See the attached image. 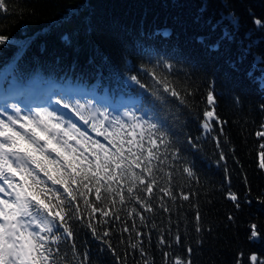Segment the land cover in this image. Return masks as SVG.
Returning a JSON list of instances; mask_svg holds the SVG:
<instances>
[{
	"label": "trees",
	"instance_id": "trees-1",
	"mask_svg": "<svg viewBox=\"0 0 264 264\" xmlns=\"http://www.w3.org/2000/svg\"><path fill=\"white\" fill-rule=\"evenodd\" d=\"M4 2L7 10H0V35L8 39L0 44L1 107L15 104L26 115L29 110L12 96L30 102L50 96L62 101V106L68 103L66 109L77 118L71 121L102 144L107 141L91 126L104 120L101 112L109 120L120 117L127 122L125 112L141 116V109L155 106L167 118L172 144L162 167L172 173L177 199L172 201L159 191L169 186L167 176L159 172L151 200L153 212H143L134 200L121 205L117 198L119 220L92 221L101 235L110 231L106 239L121 260L143 264L145 257L130 248L140 241L151 264H164L166 252L171 254L169 261L179 256L192 264H253L252 255L257 256L256 264L264 262V168L260 167L264 136H257L264 132V26L254 23L264 22V0ZM230 16L238 19L237 25ZM225 34L232 39H223ZM149 71L166 79L185 102L164 93ZM132 76L146 88L131 81ZM32 86L38 88L36 93ZM63 88L82 91L83 97L63 94ZM157 90L163 100L152 96ZM209 91L215 97L212 106L207 104ZM90 93L106 103L89 104L86 95ZM77 101L85 108H78ZM37 108L53 111L44 105ZM213 108L222 123L213 120L211 130L206 131L203 113ZM104 128L112 130L108 121ZM176 148L179 158L172 159ZM184 166L192 169L193 177L183 173ZM181 193L189 199L183 200ZM229 193H235L238 200L229 199ZM140 196L144 199L146 194ZM161 198L169 212L160 207ZM107 204L105 200L101 207ZM133 207L144 215L143 223L137 215L128 216ZM87 223V216L72 222L80 258L87 253V264H117ZM253 225L256 238L251 235ZM124 227L130 231L124 232ZM162 235L167 242L160 245ZM71 243L61 245L60 255L67 254L68 261L78 264L72 260Z\"/></svg>",
	"mask_w": 264,
	"mask_h": 264
},
{
	"label": "snow or ice",
	"instance_id": "snow-or-ice-1",
	"mask_svg": "<svg viewBox=\"0 0 264 264\" xmlns=\"http://www.w3.org/2000/svg\"><path fill=\"white\" fill-rule=\"evenodd\" d=\"M0 10H7L4 0H0ZM228 19L233 25L238 24L236 17L230 16ZM254 23L258 28L264 26L260 20ZM7 39L0 35V44ZM223 39H232V36L225 34ZM148 75L155 85L162 87L164 93L180 99L181 103L185 102L166 79L159 78L154 71H149ZM130 79L141 88H146L136 76ZM152 96L158 100L164 99L158 90L153 91ZM214 103V94L209 91L207 104L212 106ZM77 106L85 108L79 101ZM5 107H10L13 114L0 110V115L6 117L0 118V264H72L67 254L60 255L61 245L66 241L72 242V260H78V264H87L88 254L84 253L80 258L72 227V222L83 221L85 216L88 218L86 226L92 235L107 245L117 264H126L106 239L110 231L105 230L101 235L92 221L107 224V217L119 220L115 211L117 198L121 205L134 200L143 212L154 211L151 200L159 185L157 174L164 172L162 165L169 158L167 153L172 144L166 131V116L155 106L141 109L144 112L141 116L125 112L127 122L120 117L109 120L101 112L104 120L99 125L94 122L91 126L107 141V144H102L81 131L71 120L65 121L63 116H57L55 111L37 108L34 111L29 109L26 115H21L18 105ZM63 107L70 108V105L64 103ZM77 115L80 113L77 112ZM203 116L202 126L206 131L211 130L213 120L222 123L216 117L214 108L204 111ZM80 119L88 123L83 115H80ZM105 121L111 124V131L104 128ZM257 136H264V132H257ZM261 147L264 148V145ZM260 156V167L264 168V151ZM171 158H179V148L171 151ZM221 159H224L223 155ZM182 171L188 177L194 176L188 166H184ZM164 175L168 178L169 186L161 187L159 191L175 201L177 197L171 187L172 173L164 172ZM140 193L146 194L144 199H141ZM228 195L232 201L238 200L235 193ZM92 196L94 200L90 198ZM181 198L188 200L189 195L181 193ZM105 200L108 204L101 207ZM160 207L165 212L170 211L163 198ZM97 214L100 217L98 220ZM127 214L130 217L139 216L141 223L145 219L135 207ZM199 219L197 213V222ZM252 228V238H256L255 225ZM132 230H135L134 224ZM123 231L128 232L130 229L124 227ZM196 231H200V228L197 227ZM136 235L140 237L141 233L137 232ZM166 242L162 235L159 244ZM175 242L180 243L179 236ZM130 248L138 250L145 257L143 264H151L142 242H133ZM191 251L189 248L188 253ZM170 255L164 253V264H192L190 259L184 260L179 256L169 261ZM250 259L256 264V255Z\"/></svg>",
	"mask_w": 264,
	"mask_h": 264
},
{
	"label": "rangeland",
	"instance_id": "rangeland-1",
	"mask_svg": "<svg viewBox=\"0 0 264 264\" xmlns=\"http://www.w3.org/2000/svg\"><path fill=\"white\" fill-rule=\"evenodd\" d=\"M32 90H34L33 92H37L38 88L35 86H32ZM63 94H71L72 96H74L75 98H82L83 97V92L82 91H75L72 90L70 88H63L61 89ZM88 97V103L90 104V102H93L95 100H99L103 103H106L105 99H102L101 96L99 95H94L93 93H90V95H86ZM13 100H15L19 105H23L26 108L34 110L37 106H41L44 105L50 109H53L59 116H63L65 120H72L74 122H76L77 118L70 114L71 112L69 110H67L66 108H64L62 105L56 103V101L52 98V97H47L44 101H41L42 103H39L38 101H34V102H30V100L27 99H20L18 98L16 95L12 96ZM8 105V104H6ZM6 105H4L3 107L0 106V110H6L8 111V113L10 112L9 109H11L10 107H5ZM9 106V105H8ZM63 110V111H62ZM1 116V115H0ZM6 119V117H4Z\"/></svg>",
	"mask_w": 264,
	"mask_h": 264
}]
</instances>
